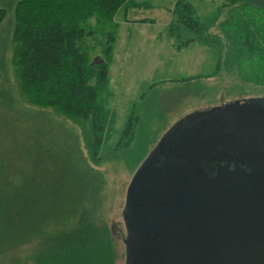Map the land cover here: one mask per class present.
I'll return each instance as SVG.
<instances>
[{"label": "trees", "instance_id": "16d2710c", "mask_svg": "<svg viewBox=\"0 0 264 264\" xmlns=\"http://www.w3.org/2000/svg\"><path fill=\"white\" fill-rule=\"evenodd\" d=\"M137 5L135 0H0V24L7 13L12 15L11 63L22 97L36 106H51L60 114L87 121L93 133L105 131L107 117L97 115V111H102L105 97L101 98V94L108 82L107 65L118 23L114 17L120 9L127 13ZM256 9L262 10L264 19V0H221L208 15L201 13L191 0H175L166 26L174 48L179 50L198 41L208 45L214 58L208 71L176 79L187 82L223 75L229 78L228 84L237 82L248 92H258L242 91L245 94L264 97V22L253 14ZM212 27H216L213 32ZM97 33L101 38L106 36L103 57L91 60L86 39L93 36L95 40ZM13 97L11 89L0 85V103H7L6 112H42L21 104L19 98V105L28 108L20 105L24 110H17ZM129 119L115 144L119 145L125 134H131L128 142L134 139L133 123L138 115ZM32 130V139H22L20 147L12 149L25 165H17L12 159L0 160V255L10 247L35 239L43 248L39 252L42 264H55L59 258L70 259V264H110V231L105 224L90 222L93 209L100 205L102 173L90 164L75 133L65 140V135L41 125ZM101 140L96 134L90 145L95 148L94 157ZM141 141L137 133L135 146L128 154L139 149L148 151L152 142ZM63 145L68 150L65 160L41 157L60 153ZM144 181L147 190H151L154 179L149 175ZM32 203L45 207L39 218L32 214H38L30 209ZM53 255L57 257L52 258Z\"/></svg>", "mask_w": 264, "mask_h": 264}, {"label": "rangeland", "instance_id": "374dc122", "mask_svg": "<svg viewBox=\"0 0 264 264\" xmlns=\"http://www.w3.org/2000/svg\"><path fill=\"white\" fill-rule=\"evenodd\" d=\"M135 1L138 3L137 6L130 7L127 13L120 9L114 17L118 23L114 27L115 38L112 42V55L107 65L108 82L101 94V98L105 97L101 101L102 111H97V115L102 114L107 117L106 128L103 132L98 130L97 133H93L90 123L87 121L78 120L65 115V113L60 114L51 106H36L28 103L22 97L13 63H11L12 49L14 48L12 15L7 13L0 24V38L3 37L1 38L3 44L0 46V85L15 93L13 104L17 106V110L30 107L42 111L40 114H20L14 109L12 112H6L7 103H0V160L12 159L17 165L24 164L12 149L20 147L22 139H32L34 126L41 125L45 129L54 130L57 134L65 135V140H68L71 133H75L84 155L104 177V187L100 193L101 196H99L100 205L93 209L90 222H96L98 226L105 224L110 231L108 235L111 248L110 264H130L132 262H129L131 242L134 241V245L137 246L133 239L134 235H143L141 232H134L130 224L132 219L128 213V208H131L132 213H140L141 207L140 204L130 202L127 197V189L132 185V191H135L136 185L140 183L138 182L139 174L145 175L153 170L154 166L157 167V161L152 162L150 159L146 162L144 160L161 137L164 136L162 147L170 142L171 137L175 135L176 131H171L173 134L169 137L172 128L177 129L183 125H188V123L194 124V127L198 128L200 121L210 122L211 120L215 122V127L218 128L226 122L224 119L227 116L223 110H225V106H229L228 103L240 107L243 101L248 100L245 98L254 97L245 93H258L257 91L248 92L237 82L228 84L229 78L223 75L202 77L187 82L178 81L183 77L211 69L214 64L211 60L214 59L212 51L208 45L198 41L191 42L179 50L174 48L166 26L171 19L170 9H172L175 0ZM191 1L201 13L207 15L212 10L217 9L221 3V0ZM8 10L10 11V8ZM252 12L255 16L262 18L260 22H264L262 10L256 9ZM236 16L234 14V18ZM143 17L148 20L140 21L139 18ZM90 22H94V17L90 19ZM215 29L216 27H212L211 31L213 32ZM95 36L99 37L94 40L92 39L93 36H89L86 39V45H89L87 51L92 52L91 60L95 56L103 57L101 51L106 36L101 38L99 33ZM18 98L21 104L28 107L20 104L24 108L21 107ZM219 108L220 111L211 113ZM136 115H138V120L134 123L132 121L135 130L134 139L128 142L126 139L131 134H125L123 139L121 138L120 144H115L121 135L122 128L127 125L129 117L131 116L133 120ZM203 128L208 127H202L201 130ZM168 131L169 133H167ZM137 133L138 140H145L142 144L145 142L147 144L152 143L147 148V152H140L139 149L137 153L128 154V151L135 146ZM96 134L102 140L96 148L97 154L94 157L92 151L95 148L93 149L90 145L95 141ZM67 151V146L63 145V150L60 153L51 157H41L47 160H65ZM141 154L143 158L140 157ZM174 156L185 163L187 162L184 152H173L172 157ZM163 157V160L171 158L170 151H167ZM182 166L185 167V165ZM185 171L190 172L193 176L194 172L191 168L188 167ZM134 175L137 178L135 176L136 179L133 182ZM232 177H234L232 173L220 174L217 177V183L220 184L223 195L235 191L227 193L233 188ZM234 180L237 184L241 183L242 178L236 179L235 177ZM250 188L251 184H249ZM176 190L178 191V189H175V194L170 193V198L173 195L172 199L177 198L178 200L180 196H177L179 193H183V189L181 188L179 193H176ZM189 198L191 196L186 193L181 201L184 202ZM200 198H208V195H200ZM204 199L200 201L203 208L194 213L200 220L204 219L209 212ZM135 201L137 202V199ZM44 208L42 203L30 204V209L38 212L35 214L32 211L35 218L42 215ZM151 211L158 210L149 209L144 215L140 214V225H150L154 222L151 218L157 214L156 212L149 214ZM171 213L173 214L174 210ZM135 221L138 223L136 218ZM174 227H180V224L175 223ZM169 228L172 226L168 227L167 230ZM138 229L141 227L139 226ZM153 229H155V225ZM165 230V228L160 229V231ZM38 243L37 240L32 239L22 242L18 246L10 247L8 252L0 255V264H42L43 262H39V252L43 248L38 247ZM56 257L57 255L52 256V258ZM59 259L55 264H70V259H65L66 261ZM197 264H205V262L200 259Z\"/></svg>", "mask_w": 264, "mask_h": 264}, {"label": "water", "instance_id": "95a60500", "mask_svg": "<svg viewBox=\"0 0 264 264\" xmlns=\"http://www.w3.org/2000/svg\"><path fill=\"white\" fill-rule=\"evenodd\" d=\"M245 99L248 100L243 101L240 107L228 103L229 106H225L223 110L224 114L228 115L230 111H226L231 109L248 124L250 120L248 108L252 105L264 108V97ZM258 110L264 112L262 109ZM216 111H220V108L211 113ZM224 120L227 123L221 125L227 127L231 126L230 121L231 123L234 121L231 118ZM199 125L195 128L194 124L192 126L188 123L177 129L172 128L169 137L173 134L171 131H176L175 135L184 131L177 137L172 136L170 142L161 147L164 140L162 136L144 160L157 161V167L154 166L153 170L145 175L139 174L138 182L140 183L136 185L135 191H132V185L127 189L130 202L140 204L141 207L140 213H132L131 208H128L132 219L130 224L134 232L143 233V235H134L133 239L137 246L134 245V241L131 242L129 262H132L130 264H197L200 259L204 260L205 264H264V161L257 162L255 166L257 168L248 171L252 174L237 172L238 170L232 171L227 167L211 168L210 163L199 154L203 152L202 146L218 145L223 151L236 152L237 155L243 156L245 148L251 146L250 136H239L233 130H216L215 122L212 120L200 121ZM202 127L208 128L201 130ZM261 137L264 138V136ZM193 141H195L194 144ZM199 141L203 142L198 143ZM165 146L166 148H163ZM167 151H170L171 158L163 160ZM177 151L185 153L186 163L177 159V156L172 157L173 152L177 153ZM262 155L264 152L258 153L255 158L263 159ZM190 156L193 158L190 159ZM240 163L242 166H249L250 160L240 161ZM188 167L194 172L193 176L185 171ZM208 169L214 171L208 172ZM230 172L236 173H232L233 188L227 193L235 191L223 195L221 186L217 183V177ZM136 175L133 177V182L137 178ZM149 175L154 179L155 184L148 191L144 178ZM235 177L242 178L241 183L236 184ZM249 184H251L250 189ZM181 188L183 193H179ZM175 189H178L177 197L180 196L178 200L172 199L173 195L170 198V193L175 194ZM186 193L191 198L182 202L183 195ZM200 195H208V198L199 199ZM203 199L209 212L204 219L200 220L194 213L203 208L200 205ZM149 209L158 210L149 213L156 212L157 215L151 218L154 222L150 225H140V216ZM174 222L179 223L180 227H174ZM154 225L155 229H153ZM139 226L141 229H138ZM170 226L172 228L167 230ZM161 228L166 230L160 231Z\"/></svg>", "mask_w": 264, "mask_h": 264}, {"label": "flooded vegetation", "instance_id": "af4514ba", "mask_svg": "<svg viewBox=\"0 0 264 264\" xmlns=\"http://www.w3.org/2000/svg\"><path fill=\"white\" fill-rule=\"evenodd\" d=\"M248 109L249 110L247 111L250 112V120L248 124L247 122H245V120L240 115H238L237 113H233L230 109L226 111V112L230 111L229 113L230 115L229 114L226 115L227 116L226 119L230 120L231 118L234 120L232 121V123L230 121L231 126L227 127L226 125H220L219 126L220 128L218 127L216 130H221V131L233 130L239 136L248 135L250 136L251 146L245 148L243 156L237 155L236 152L223 151L218 145L202 146L203 152L199 154L203 156L204 159H206L210 163L211 168L217 169L219 167H227V169L232 170V171L238 170L237 172H245L246 174H252V172H248V171L255 170L257 168L255 167L257 162L264 161V155H262L263 159L255 158L258 156V153L264 152V138L261 137V136H264V112L258 110V109H262L264 111V108H258L252 105ZM181 133H178L175 136L177 137ZM200 142H203V141H199L198 143ZM194 143L195 141H193V144ZM198 143H197V146H198ZM258 146L262 148L260 149L256 148ZM192 158L193 156H190V159ZM248 159L250 160V165L242 166L240 161H246ZM200 163L202 164V161H200ZM209 171H214V170L208 169V172ZM256 172H258V170H256ZM230 173H236V172H230Z\"/></svg>", "mask_w": 264, "mask_h": 264}]
</instances>
